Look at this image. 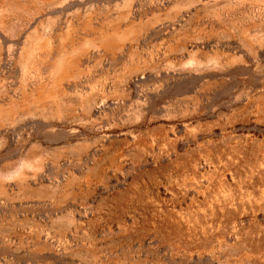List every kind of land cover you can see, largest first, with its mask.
<instances>
[{"label": "rangeland", "instance_id": "obj_1", "mask_svg": "<svg viewBox=\"0 0 264 264\" xmlns=\"http://www.w3.org/2000/svg\"><path fill=\"white\" fill-rule=\"evenodd\" d=\"M0 264H264V0H0Z\"/></svg>", "mask_w": 264, "mask_h": 264}]
</instances>
